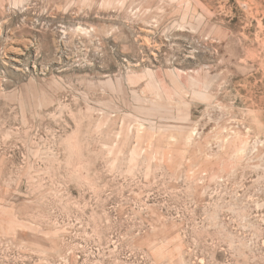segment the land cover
<instances>
[{
  "label": "rangeland",
  "instance_id": "374dc122",
  "mask_svg": "<svg viewBox=\"0 0 264 264\" xmlns=\"http://www.w3.org/2000/svg\"><path fill=\"white\" fill-rule=\"evenodd\" d=\"M0 264H264V0H0Z\"/></svg>",
  "mask_w": 264,
  "mask_h": 264
}]
</instances>
